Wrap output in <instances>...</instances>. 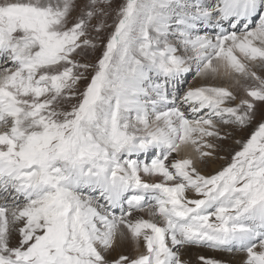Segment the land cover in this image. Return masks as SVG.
I'll use <instances>...</instances> for the list:
<instances>
[{"label": "snow or ice", "instance_id": "obj_1", "mask_svg": "<svg viewBox=\"0 0 264 264\" xmlns=\"http://www.w3.org/2000/svg\"><path fill=\"white\" fill-rule=\"evenodd\" d=\"M0 264H264V0H0Z\"/></svg>", "mask_w": 264, "mask_h": 264}, {"label": "rangeland", "instance_id": "obj_2", "mask_svg": "<svg viewBox=\"0 0 264 264\" xmlns=\"http://www.w3.org/2000/svg\"><path fill=\"white\" fill-rule=\"evenodd\" d=\"M193 76H194V73H192L191 75L188 76V80L192 83H198L199 81L198 80H193ZM195 250H188V253H187V256L185 258H188V257H191L192 259H195V253L197 252H201V251H205V250H202V249H196L197 252L194 253ZM191 255H190V254ZM208 255H213V253H207ZM215 255H217L218 257H221V258H224V259H232L231 257H228L226 256L225 254H220V253H215ZM227 257V258H226ZM236 260H239L241 259L240 256L238 257H235Z\"/></svg>", "mask_w": 264, "mask_h": 264}, {"label": "bare ground", "instance_id": "obj_3", "mask_svg": "<svg viewBox=\"0 0 264 264\" xmlns=\"http://www.w3.org/2000/svg\"><path fill=\"white\" fill-rule=\"evenodd\" d=\"M190 250H195L194 253L197 252L196 249H190ZM201 252H203V251H201ZM189 254H190V253H189ZM190 255H191V254H190ZM226 258H227V257H226ZM241 258H242V257H241Z\"/></svg>", "mask_w": 264, "mask_h": 264}]
</instances>
